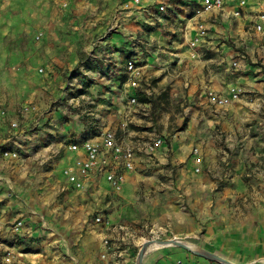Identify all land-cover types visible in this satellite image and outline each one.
<instances>
[{
    "label": "crops",
    "instance_id": "obj_1",
    "mask_svg": "<svg viewBox=\"0 0 264 264\" xmlns=\"http://www.w3.org/2000/svg\"><path fill=\"white\" fill-rule=\"evenodd\" d=\"M119 2H121L120 17L124 26L119 29L126 32L101 38L100 51L87 63L89 73L83 72L87 77L86 80H93L84 81L80 78L82 81L80 87L86 88L81 90L84 94H74L79 88L78 86L76 88V84L68 89L73 90V93L68 91L73 106L82 101L87 107L83 105L84 109L78 108L77 112L69 113V119L66 120L56 110L47 115L42 112L39 117L32 119L37 121L32 129L23 127L17 129L13 137L1 138L11 140L9 146L17 149L21 157L17 160H6L0 155V168L5 173L4 177L0 175V185L13 187L23 185L25 182L26 184L33 182V179L38 181L37 179L47 173L42 169L41 164L34 163L35 159L48 160L57 156L63 148L66 149L64 152L67 154L66 165L69 164L76 155L67 151L65 142L99 139L108 129L116 130L118 137L127 145L135 143L127 136L132 138L146 136L142 128L152 123L147 112L151 103L142 102L139 98L141 94L148 97L157 89L140 87L138 104H131L135 91L126 71L125 58L128 54L136 57L143 68L146 65L154 67L157 64L159 69H155L154 72L165 71L164 73H167L169 75L167 77L173 82V90L189 100L188 113L195 126L180 135L184 140H180L179 137L173 140L170 137L168 147L172 156L178 160L187 159L194 141L197 140V147L205 157L203 168L206 166L209 170L219 172L220 169L225 168V165L227 169L238 170L246 166L244 159L239 156L231 160V147H234L235 153L241 154L247 146L244 142L246 133L242 130L244 124L255 123L262 119L259 111L262 105L261 98H264V65L262 64L264 31L255 30L254 17L258 12L264 11V0H251L250 5L245 8L243 17L232 16L237 0H228L222 12L205 14L202 19L209 33L196 49L197 57L191 56L189 43L197 33V17L194 15V10L200 4V0H164L166 5L164 12H160L152 0H141V3H135L134 0H119ZM139 34L141 38L138 39ZM231 38L243 39L248 54H252L253 57L249 58L245 53L236 51L231 44H227L226 41ZM235 61H238L237 66L233 65ZM144 72L147 74L146 69ZM151 72L153 71L150 70L149 73ZM231 86L243 88L238 101L219 106L209 100L208 90L224 95ZM64 95L62 93L61 96ZM38 101L40 103L41 99L39 98ZM45 102L46 100L41 104ZM130 123H134L138 128H131ZM122 130L126 139L125 135H121ZM148 142L150 141L141 144L137 141L135 170L141 161L138 153L145 151L143 148ZM37 147L44 148V152L37 150ZM132 174L133 172L127 173L126 182L132 178ZM37 175L39 178L36 179ZM203 180V178L199 179L197 184L203 187L214 185L210 182L205 184L207 180ZM103 181L109 187L104 177L94 175L88 180L86 188L74 192L73 196L79 197L90 188L96 190ZM23 192L22 189L0 191V232H2L0 236L4 239L10 238L11 234L4 233L6 231L4 227L14 215L24 217L23 230L29 235L38 238L40 233L45 231V225L40 220L31 221L29 218L33 215L24 209V203L27 201ZM63 197L68 198V195ZM57 198L56 194L35 197L36 205L40 208L32 212L42 216L44 210L53 211L50 206L41 210V206L54 202ZM4 201L8 202L4 203ZM97 215H103L106 220L109 217L104 211L96 213L93 217L96 226L107 230L100 238L97 247L99 262L95 263L96 261L93 260H96V257L93 256L92 260L85 262L82 259L78 264H137L139 250L151 236H155L159 241L169 242L183 237L187 226L185 223L187 220L182 221L171 236L172 233L164 224L133 221H108L109 224H99L95 221ZM197 217L199 221L196 222L195 229L197 232L201 230L199 241L191 243L186 240L187 242L183 243L185 248L194 252L193 246L201 248L236 264H264L262 191L260 194H252L239 177L227 179L221 193L207 194L204 200L197 201ZM113 225L126 227L124 230H129L133 238L124 236V231H115ZM14 237L15 235H12V239ZM105 239L111 242L109 249L103 243ZM168 244H152L147 249L142 264H217L199 256L200 252H196L198 254L187 252L184 247ZM43 246V241L36 244L35 248L39 250L36 253H25L23 251L26 246H16L13 248L18 253L15 264H75L70 260H62L61 257L47 263L46 258L39 256L43 254L40 252V249L43 251ZM103 254L106 255L105 258ZM0 264H8L2 251H0Z\"/></svg>",
    "mask_w": 264,
    "mask_h": 264
},
{
    "label": "rangeland",
    "instance_id": "obj_2",
    "mask_svg": "<svg viewBox=\"0 0 264 264\" xmlns=\"http://www.w3.org/2000/svg\"><path fill=\"white\" fill-rule=\"evenodd\" d=\"M120 3L119 0H88L87 2L82 0H0L1 138L14 136L17 129L12 128V120L19 121L18 129L23 127L32 129L37 123L32 119L39 117L42 112L49 114L56 110L66 120L69 119V113L72 114L79 109H84V106L87 107L82 101L73 106L74 103L72 104L69 98L71 94L68 93V91L73 93V90L68 89L76 84V88L77 86L79 88L74 94H84L81 90L86 88L80 87L81 79L85 81L87 77L83 75V72L89 73L87 63L100 51L101 38L126 32L120 30L121 26L124 28L120 17ZM39 33H41V38L36 39ZM137 36L138 39L141 38L140 34ZM226 42L231 44L236 51L245 53L249 58L253 57L252 54H248V48L243 39L231 38ZM132 57H134L132 54H128L125 61L127 62ZM138 62L141 65L139 60ZM41 68L44 69L43 72ZM142 69L143 76L139 80V88L157 89L148 96V102L151 104L147 112L152 123L142 128L145 131V137L127 136V138L134 140L135 148L138 145L137 141L143 144L155 138H162L164 143L153 153L147 152L146 146L143 148L142 145L146 152L138 153V156H141L139 166L121 190L115 191L103 181L100 186L96 187V190L90 188L79 197H74V192H80L86 187L79 191L71 188L63 191V187L67 185L63 171L68 165V163L66 165L65 148L57 156L48 160H33L34 163L41 164L47 175L41 178L37 175L35 178H39L38 181L33 179V182L27 184L25 182L23 185L13 187L1 184L0 191L22 189L27 201L24 203V209L33 215L29 217L31 221L40 220L45 225V231L36 238L35 235L31 236L22 230L16 240L15 237L12 239V235L16 236L13 232L14 224L20 219L24 220V217L14 215L4 227L6 230L4 233L11 234L9 239H5L11 248L24 245L26 248L23 252L36 253L39 250L35 248V245L43 241V251L40 249L43 254L39 256L46 258L47 263L61 257L62 260H70L78 264L79 260L83 259L88 262L94 258L93 256L96 257L93 261L98 263L97 250L99 248L97 247L100 238L106 234L107 230L96 226L93 217L96 213L104 211L109 217L107 221L111 222L133 221L164 224L172 233L171 236L174 234V229L178 228L182 221L187 220L183 237L170 240L168 245H182L187 252L196 253L198 251L194 252L185 248L183 243L186 240L191 243L199 241L201 230L197 232L195 229L196 222L199 221L197 201L204 200L207 194L221 193L227 179L238 177L250 193L260 194L262 191L264 195V98H261L262 105L259 111L262 119L258 117L257 122L245 123L242 128L246 133L244 142L247 146L241 154L235 153L234 147H231V160L239 156L244 159L246 166L238 170L237 168L227 169L225 165V168L220 169L219 172L209 170L204 166L201 172H197L194 162L197 140L194 141L187 159H176L168 147L170 137L173 140L177 137L184 140L180 135L195 126L189 117L188 98L173 90V82L167 77L169 75L164 73L165 71L154 72L155 69H159L157 64L154 67L146 65L143 68L142 66ZM150 70L153 71L151 74ZM127 73L129 75L128 71ZM62 93L65 95L61 96ZM44 100L46 102L41 104ZM25 104L36 105L39 112L23 116L20 110ZM2 109L7 111L5 116L1 114ZM129 126L138 128L134 123H130ZM121 135H125L123 130ZM69 142H65V145L72 143ZM37 150L44 152L42 147H37ZM54 162L58 163L54 164ZM0 175L5 176L2 168H0ZM202 178L203 181L207 180L205 184L210 182L214 185L205 187L198 185L199 179ZM54 194L58 196L57 200L41 206V210L50 206L53 211L44 210L41 213L42 216H37L32 212L40 208L36 205L35 197ZM65 195H68V198H64ZM6 202L8 201H4ZM156 245L159 244L156 243ZM13 250L17 253L15 249ZM57 252L59 253L56 254ZM207 252L208 254H196L217 264H236Z\"/></svg>",
    "mask_w": 264,
    "mask_h": 264
},
{
    "label": "built area",
    "instance_id": "obj_3",
    "mask_svg": "<svg viewBox=\"0 0 264 264\" xmlns=\"http://www.w3.org/2000/svg\"><path fill=\"white\" fill-rule=\"evenodd\" d=\"M82 1L87 2L88 0ZM134 1L135 3H141V0ZM152 2L158 6L160 12H164L166 10L164 0H152ZM250 2L251 0H237L235 8L232 11V15L234 17H243L245 8L250 5ZM227 3L228 0H200L199 6L194 11V15L197 17V33L189 43L192 57L197 56L196 49L208 37L209 29L202 19L203 16L205 14L224 11ZM254 18L255 30L258 32L264 31V11L258 12ZM40 38L41 33L36 35V39ZM262 64L264 65V57L262 58ZM233 65L237 66L238 61H235ZM126 67L127 71L129 72L132 88L135 91L131 98V104L137 105L139 95V80L143 76V69L138 60L134 57L127 61ZM40 70L41 72L44 71L43 68ZM242 93L243 88L241 86H231L228 89V92L224 95L214 90H208L207 96L213 104L226 106L238 101L241 98ZM6 112L7 111L5 109L1 110V114L3 116L6 115ZM20 112L23 116L28 114H37L39 112V108L33 104H25L21 108ZM43 114L45 113L43 112ZM11 126L14 129H18L19 121L13 120L11 122ZM10 141L11 140H2L0 137V155L2 159L17 160L21 157V154L17 149L9 146V143H11ZM163 143L164 139L155 138L154 140L147 143L145 149L147 152L153 153L157 147L161 146ZM67 151L75 154L76 157L64 168L63 173L66 178L67 185L63 187V191L66 190V188H71L75 191L84 189L88 180L94 175L104 177L109 187L115 191H118L124 186L127 173L133 172L135 170V159L137 154L136 148L131 145H125L118 137L117 131L114 129L106 130L99 139H85L83 141L72 142L67 146ZM194 162L197 166L195 170L197 172H201L204 164V155L201 153L198 147L194 149ZM95 221L99 224H109L103 215H97L95 217ZM23 227V219H20L14 224L13 232L16 234V238H18L21 234ZM112 227L115 231H124V236L133 238V234H130L129 230H124L126 227L122 225H113ZM147 242H151V244L147 247L148 249L152 244H166L170 241H159L155 238V236H151V238L146 240L142 246ZM103 243L107 249L110 248L111 242L109 239H105ZM0 251L4 253L6 263L15 264L18 254L14 252L13 248H11L9 243H7L2 236H0ZM103 257L105 258L106 255L103 254Z\"/></svg>",
    "mask_w": 264,
    "mask_h": 264
},
{
    "label": "water",
    "instance_id": "obj_4",
    "mask_svg": "<svg viewBox=\"0 0 264 264\" xmlns=\"http://www.w3.org/2000/svg\"><path fill=\"white\" fill-rule=\"evenodd\" d=\"M150 244H151V242H147V243H145V244L142 246V248H141V250H140V252H139V255H138L137 264H142V262H143V258H144V255H145V251H146L147 247H148ZM181 247H182V246H181Z\"/></svg>",
    "mask_w": 264,
    "mask_h": 264
},
{
    "label": "bare ground",
    "instance_id": "obj_5",
    "mask_svg": "<svg viewBox=\"0 0 264 264\" xmlns=\"http://www.w3.org/2000/svg\"><path fill=\"white\" fill-rule=\"evenodd\" d=\"M179 244V243H178ZM179 245H181V244H179ZM182 246V245H181ZM193 249L195 250V251H198V252H200V253H205V254H208V252L207 251H204V250H202L201 248H197V247H194L193 246ZM215 256V255H214Z\"/></svg>",
    "mask_w": 264,
    "mask_h": 264
},
{
    "label": "trees",
    "instance_id": "obj_6",
    "mask_svg": "<svg viewBox=\"0 0 264 264\" xmlns=\"http://www.w3.org/2000/svg\"><path fill=\"white\" fill-rule=\"evenodd\" d=\"M140 101H142V102H147V101H149V99H148V97H147L146 95L141 94V95H140Z\"/></svg>",
    "mask_w": 264,
    "mask_h": 264
}]
</instances>
